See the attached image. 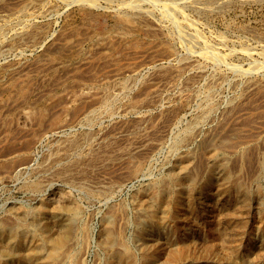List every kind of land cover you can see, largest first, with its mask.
<instances>
[{"label":"rangeland","instance_id":"374dc122","mask_svg":"<svg viewBox=\"0 0 264 264\" xmlns=\"http://www.w3.org/2000/svg\"><path fill=\"white\" fill-rule=\"evenodd\" d=\"M164 1L0 0V226L18 218L38 224L40 201L56 206L69 196L80 209L69 224L88 232L69 244L75 264L109 263L107 226L129 245L132 264H264V0H171L167 15ZM67 45L75 59L64 63ZM107 94L106 109L89 113ZM208 142L224 153L227 179L245 184L246 199L221 189L220 170L207 181ZM185 152L196 188L168 202L171 217L152 226L145 205L170 188L168 174ZM158 239L168 249L184 247L182 261L154 252Z\"/></svg>","mask_w":264,"mask_h":264},{"label":"bare ground","instance_id":"6f19581e","mask_svg":"<svg viewBox=\"0 0 264 264\" xmlns=\"http://www.w3.org/2000/svg\"><path fill=\"white\" fill-rule=\"evenodd\" d=\"M72 1V0H71ZM84 1H87V0H84ZM89 1V0H88ZM167 1H171V0H165L164 1V3L161 5V9H162V12H164V13H166V15L167 14H169L168 13V3H167ZM74 2H76V1H74ZM70 3V2H69ZM87 3V2H86ZM131 3V2H130ZM129 2H127V4H130ZM29 4V3H28ZM32 4V3H31ZM30 4V5H31ZM34 4V3H33ZM36 4V3H35ZM88 4V3H87ZM91 4V3H90ZM95 4V3H94ZM94 4H92V5H94ZM126 4V3H125ZM125 4L123 5V6H125ZM126 4V5H127ZM89 5V4H88ZM91 5V6H92ZM90 6V5H89ZM41 7H42V5H41ZM94 7H96V6H93V8ZM128 7V6H127ZM132 7V6H131ZM43 9V8H42ZM45 9V8H44ZM50 9V8H49ZM53 9V8H52ZM51 9V10H52ZM148 9V8H147ZM25 10V9H24ZM26 10H27V8H26ZM117 10V9H116ZM144 10H146V9H144ZM20 11V10H19ZM19 11H17L18 12V14H19ZM21 12H23V11H21ZM20 12V13H21ZM28 12V11H27ZM91 12V11H90ZM89 12V13H90ZM139 12H141L140 10H139ZM42 14V13H41ZM91 14V13H90ZM93 14V13H92ZM20 15V14H19ZM21 17V16H20ZM25 17H26V15H25ZM30 17V16H29ZM27 18V17H26ZM130 18V17H129ZM28 19V18H27ZM121 19H124V18H121ZM131 19V18H130ZM23 21V20H22ZM173 21H175V20H173ZM27 22V21H26ZM28 22H29V20H28ZM8 23H9V21H8ZM176 23V22H175ZM177 24V23H176ZM26 25V24H25ZM113 25V24H112ZM117 25V24H116ZM122 25V24H121ZM178 25V24H177ZM125 26V25H124ZM111 27V26H110ZM119 27V26H118ZM135 27V26H134ZM21 28V27H20ZM33 28V27H32ZM116 28V27H115ZM4 29V28H3ZM2 29V30H3ZM7 29V28H6ZM21 29H23V28H21ZM125 29V28H124ZM131 29V28H130ZM16 30H19L20 31V29H16ZM30 30V29H29ZM32 30V29H31ZM36 30V29H35ZM132 30V29H131ZM22 31V30H21ZM28 31V30H27ZM26 31V32H27ZM47 31V30H46ZM77 31V30H76ZM120 31V30H119ZM1 32V31H0ZM11 32V31H10ZM18 32V31H17ZM25 32V33H26ZM75 32V31H74ZM73 32V33H74ZM109 32V31H108ZM19 33V32H18ZM38 33H40V32H38ZM37 33V34H38ZM76 33V32H75ZM16 34V33H15ZM20 34V33H19ZM24 34V33H23ZM3 36V35H2ZM43 38V37H42ZM85 38V37H84ZM8 39V38H7ZM110 39V38H109ZM1 40V39H0ZM4 40H5V37H4ZM40 40V39H39ZM96 40H98V39H96ZM106 40V39H105ZM38 41V40H37ZM72 41H74V40H72ZM76 41V40H75ZM5 42V41H4ZM8 43V42H7ZM72 43V42H71ZM57 45V44H56ZM55 45V46H56ZM88 45V44H87ZM64 46V45H63ZM68 46V50L64 53V55H63V57H62V59L64 58V63H65V61H71V60H73V59H75V52H76V48H73V46H70L69 47V45H67ZM61 47V46H60ZM187 47V46H186ZM191 47V46H190ZM56 48H57V50H60V49H62V48H60L59 49V47H55L54 49L56 50ZM81 49V48H80ZM88 49V48H87ZM188 49H189V46H188ZM187 49H185V51H186ZM201 50V49H200ZM175 51H177V50H175ZM188 51H191V50H188ZM204 52V51H203ZM207 52V54H209L208 53V51H206ZM56 53V52H55ZM87 53V52H86ZM197 53V52H196ZM211 53V52H210ZM85 54V53H84ZM192 54V53H191ZM190 54V55H191ZM212 54V53H211ZM51 55V54H50ZM79 55V54H78ZM174 55V54H173ZM177 55V54H176ZM201 55L203 56L204 54L203 53H201ZM45 56V55H44ZM77 56V55H76ZM169 56V55H168ZM213 56V55H212ZM165 57H167V55L165 56ZM39 58H41L42 59V57H39ZM38 58V59H39ZM185 58V57H184ZM49 59V58H48ZM185 60V59H184ZM79 61V60H78ZM177 61V60H176ZM172 62V61H171ZM60 63V62H59ZM74 63V62H73ZM72 63V64H73ZM192 63V62H191ZM185 64V63H184ZM57 65V64H56ZM55 66V65H54ZM72 66V65H71ZM165 66V65H164ZM170 67V66H169ZM153 68V67H152ZM185 68V67H184ZM188 68V67H187ZM186 68V69H187ZM250 68H246L245 70H241V72L242 71H247V70H249ZM255 69H257V68H255ZM45 70V69H44ZM60 70V69H59ZM161 70V69H160ZM185 70V69H184ZM1 71H3V70H1ZM43 71V70H42ZM151 71V70H150ZM152 71H154V70H152ZM157 72H158V70H156ZM171 71V70H170ZM173 71V70H172ZM181 71V70H180ZM258 71V70H257ZM174 72H175V70H174ZM250 72V71H249ZM8 73V72H7ZM6 73V74H7ZM50 73V72H49ZM169 73V72H168ZM167 73V74H168ZM247 73H248V71H247ZM122 74V73H121ZM166 74V75H167ZM0 75H1V73H0ZM48 75V74H47ZM115 75V74H114ZM118 75V74H117ZM220 75V74H219ZM222 75V74H221ZM5 76V75H4ZM8 76V75H7ZM113 76V75H112ZM134 76V75H133ZM184 76V75H183ZM11 77V76H10ZM135 77V76H134ZM140 77V76H139ZM188 77V76H187ZM186 77V78H187ZM220 77V76H219ZM32 78V77H31ZM138 78V77H137ZM167 78V77H166ZM134 79V78H133ZM181 79V78H180ZM130 80V79H129ZM63 81V80H62ZM97 81V80H96ZM184 81V80H183ZM253 81V80H252ZM61 82V81H60ZM59 82V83H60ZM117 82H119V81H117ZM129 82V81H128ZM6 83V82H5ZM116 83V82H115ZM127 83V82H126ZM1 84H3V83H1ZM10 84V83H9ZM58 84V83H57ZM113 84V83H112ZM206 84V83H205ZM115 85V84H114ZM5 86V85H4ZM112 86V85H111ZM121 87L122 86H124L123 84H121L120 85ZM129 86V85H128ZM93 87V86H92ZM59 88V87H58ZM62 88V87H61ZM132 88V87H131ZM1 89V88H0ZM21 89V88H20ZM119 89V88H118ZM117 90V89H116ZM116 90H114V91H116ZM4 91V90H3ZM54 91V90H53ZM103 91V90H102ZM113 91V92H114ZM98 92H100L99 90H98ZM189 92V91H188ZM187 92V93H188ZM1 93V92H0ZM4 93V92H3ZM2 93V94H3ZM19 93V92H18ZM28 94V93H27ZM27 94L26 95H24V96H27ZM75 94V93H74ZM118 94H119V92H118ZM200 94V93H199ZM29 95V94H28ZM1 96V95H0ZM59 96V95H58ZM117 96V95H116ZM184 96V95H183ZM19 97H20V95H19ZM28 97V96H27ZM200 97V96H199ZM117 98V97H116ZM115 98V99H116ZM184 98V97H183ZM20 99V98H19ZM52 99V98H51ZM75 99V97L72 99V100H74ZM95 99V98H94ZM111 98H110V95L109 94H107L105 97H103L102 99H100V101H99V104L97 105V106H95L89 113H94L95 111H99V110H102L103 108H105L106 107V105L108 104V102H109V100H110ZM123 99H125V98H123ZM185 99H186V96H185ZM184 99V100H185ZM3 100V99H2ZM7 100V99H6ZM33 100V99H32ZM71 100V98H70V100H69V102L70 101H72ZM114 100V99H113ZM131 100V99H130ZM144 100V99H143ZM34 101V100H33ZM46 101V100H45ZM61 101V100H60ZM119 101V100H118ZM122 101V100H121ZM25 102V101H24ZM30 102H31V100H30ZM37 102V101H36ZM59 102V101H58ZM75 102V101H74ZM147 102V101H146ZM48 103V102H47ZM91 103V102H90ZM96 103V102H95ZM95 103H94V105H95ZM132 103V102H131ZM130 103V105H132ZM1 104V103H0ZM43 104H44V101H43ZM65 104H67V103H65ZM119 104V103H118ZM29 105V104H28ZM62 105V104H61ZM69 105V104H68ZM139 105V104H138ZM27 106V105H26ZM36 106V105H35ZM66 106V105H65ZM89 106V105H88ZM92 106V105H91ZM109 106V105H108ZM124 106V105H123ZM122 106V107H123ZM129 106V105H128ZM181 106V105H180ZM37 107H38V105H37ZM40 107V106H39ZM93 107V106H92ZM125 107H127V106H125ZM162 107V106H161ZM167 107V106H166ZM179 107V106H178ZM200 107V106H199ZM27 108V107H26ZM30 108V107H29ZM33 108V107H32ZM41 108V107H40ZM88 108V107H87ZM112 108V107H111ZM156 108V107H155ZM212 108H213V106H212ZM215 108V107H214ZM28 109V108H27ZM44 109V108H43ZM60 109H64V108H60ZM74 109V108H73ZM106 109V108H105ZM122 109V108H121ZM132 109V108H131ZM163 109V108H162ZM23 110V109H22ZM80 110V109H79ZM85 110V109H84ZM88 110V109H87ZM115 110V109H114ZM120 110V109H119ZM124 110V109H123ZM123 110H121V112L123 111ZM133 110H135V109H133ZM148 110V109H147ZM171 110V109H170ZM215 110V109H214ZM213 110V111H214ZM33 111H35V110H33ZM46 111V110H45ZM61 111V110H60ZM63 111V110H62ZM65 111V110H64ZM74 111V110H73ZM76 111H78V108L76 109ZM105 111V110H104ZM108 111H109V109H108ZM118 111V110H117ZM129 111V110H128ZM154 111V110H153ZM198 111V110H197ZM203 111V110H202ZM212 111V110H211ZM212 111V112H213ZM37 112H39V111H37ZM36 112V113H37ZM47 112V111H46ZM75 112V111H74ZM150 112V111H149ZM174 112V111H173ZM63 113V112H62ZM66 113V112H65ZM64 113V114H65ZM69 113H71V112H69ZM76 113V112H75ZM75 113H74V115H75ZM100 113V112H99ZM104 113V112H103ZM118 113H120V112H118ZM127 113V112H126ZM30 114V113H29ZM35 114V113H34ZM33 114V115H34ZM39 114V113H38ZM38 114H37V116H38ZM67 114V113H66ZM80 114H82V112L80 113ZM79 114V115H80ZM165 114H167V113H165ZM201 114V113H200ZM199 114V115H200ZM54 115V114H53ZM52 115V116H53ZM120 115H121V113H120ZM136 115V114H135ZM195 115V114H194ZM198 115V116H199ZM203 115V114H202ZM31 115H29V117H30ZM52 116H50V117H52ZM83 116V115H82ZM96 116V115H95ZM101 116H102V114H101ZM105 116V115H104ZM140 116V115H139ZM145 116H147V115H145ZM156 116H158V115H156ZM162 116V115H161ZM160 116V117H161ZM198 116H196V117H198ZM207 116V115H206ZM205 116V117H206ZM33 117V116H32ZM31 117V118H32ZM58 117V116H57ZM112 117V116H111ZM113 117H114V115H113ZM124 117V116H123ZM122 117V118H123ZM194 117V116H193ZM200 117V116H199ZM72 118V117H71ZM70 118V119H71ZM85 118H88V117H85ZM99 118V117H98ZM136 118V117H135ZM143 118V117H142ZM146 118V117H145ZM175 118V117H174ZM247 118V117H246ZM49 119V118H48ZM64 119H65V117H64ZM79 119V118H78ZM107 119V118H106ZM109 119V118H108ZM157 119V118H156ZM193 119V118H192ZM50 120V119H49ZM68 120V119H67ZM67 120H65V121H67ZM76 120V119H75ZM85 120V119H84ZM83 120V121H84ZM90 120H92V119H90ZM164 120V119H163ZM177 120V119H176ZM35 121H36V116H35ZM79 121V120H78ZM144 121V120H143ZM179 121V120H178ZM194 121L196 122V120L194 119ZM37 122V121H36ZM75 122V121H74ZM80 122V121H79ZM159 122V121H158ZM194 122V123H195ZM66 124H67V122H65ZM94 123H95V121H94ZM139 123V122H138ZM154 123V122H153ZM201 123V122H200ZM60 124V123H59ZM62 124H64V123H62ZM73 124H75V123H73ZM84 124V123H83ZM82 124V125H83ZM189 124V123H188ZM65 125V124H64ZM68 125V124H67ZM98 125H99V123H98ZM198 125H200V124H198ZM234 125V124H233ZM59 126V125H58ZM61 126V125H60ZM88 126V125H87ZM194 126V125H193ZM196 126V125H195ZM194 126V127H195ZM62 127V126H61ZM65 127V126H64ZM70 127V126H69ZM69 127H68V129H69ZM233 127V126H232ZM230 127V129L232 130L233 128H234V132H235V134H237V133H239V132H237V131H235V127ZM57 128V127H56ZM72 128V127H71ZM98 128V127H97ZM185 128H187V127H185ZM190 128V127H189ZM199 128V127H198ZM212 128V127H211ZM219 128V127H218ZM221 128V127H220ZM238 128V127H237ZM62 129V128H61ZM197 129V128H196ZM228 129V128H227ZM57 130V129H56ZM59 130V129H58ZM87 130V129H86ZM95 130V129H94ZM101 130V129H100ZM180 130V129H179ZM186 130V129H185ZM184 130V131H185ZM200 130V129H199ZM226 130V129H225ZM64 131V130H63ZM183 131V132H184ZM69 132V131H68ZM201 132V131H200ZM215 133L216 132H218V131H214ZM224 132V131H223ZM226 132H228V133H226V134H228L229 136H232L231 134L233 133H230L229 131H226ZM237 132V133H236ZM62 133V132H61ZM89 134L91 133L90 131L88 132ZM96 133V132H95ZM195 133V132H194ZM214 133V134H215ZM36 134H39V133H36ZM69 134V133H68ZM93 134V133H92ZM223 134V133H222ZM220 135V136H223V135ZM226 134H225V136H226ZM234 133H233V137H234V135H235ZM239 134H241V133H239ZM239 134H237V135H239ZM40 135V134H39ZM62 135V134H61ZM186 135V134H185ZM189 135V134H188ZM228 135H227V139L229 138L228 137ZM236 135V136H237ZM250 135V134H249ZM75 136V135H74ZM91 136V135H90ZM184 136V135H183ZM190 136H191V134H190ZM209 136H210V134H209ZM212 136H214V135H212ZM247 136V135H246ZM39 137V136H38ZM38 137H36V138H38ZM66 137V136H65ZM73 137V136H72ZM84 137H86V136H84ZM186 137H189V136H187L186 135ZM197 137V136H196ZM196 137H194V139L196 138ZM224 137V136H223ZM223 137H220L221 138V140L223 141ZM233 137H231V138H233ZM238 137H240V136H238ZM244 137V136H243ZM71 138V137H70ZM81 138V137H80ZM92 138V137H91ZM176 138V137H175ZM180 138V137H179ZM204 138V137H203ZM206 138H208V137H206ZM219 138V137H218ZM61 139V138H60ZM64 139V138H63ZM84 139H86V138H84ZM97 139H98V137H97ZM184 139V138H183ZM186 139V138H185ZM197 139V138H196ZM214 139V138H213ZM62 140V139H61ZM218 140V139H217ZM221 140H219V142L221 141ZM25 141V140H24ZM31 141H33V140H31ZM30 141V142H31ZM36 141V140H35ZM87 141V140H86ZM93 141V140H92ZM107 141H109V140H107ZM191 141V140H190ZM216 141V140H215ZM221 141V142H222ZM29 142V143H30ZM67 142V141H66ZM96 142V141H95ZM94 142V143H95ZM106 142V141H105ZM187 142V141H186ZM185 142V143H186ZM227 141H226V139H225V142L224 143H226ZM238 142L239 141H237V143L236 144H238ZM41 143V142H40ZM72 143V142H71ZM103 143V142H102ZM152 143V142H151ZM188 143V142H187ZM229 143V142H228ZM240 143V142H239ZM26 144V143H25ZM61 144V143H60ZM74 144V143H73ZM81 144V143H80ZM89 144V143H88ZM93 144V143H92ZM192 144V143H191ZM208 146H206V149L204 150L205 151V154H206V158H207V160H208V163H207V168H206V174H207V177H206V179H207V181L208 182H210L211 184L214 182V180H213V174L215 173V171H217V170H220L221 171V174H222V177L226 180L225 182H227L225 185H222V187H221V189L224 191V192H229V191H231V190H234V191H236V193H235V197L236 198H238V199H246L247 197H246V192H247V189L244 187V185L239 181V180H231V179H227V176H226V171H225V155H224V153L220 150V149H218V146H216V145H211V143H209L208 142ZM232 144V143H231ZM34 145V144H33ZM64 145V144H63ZM102 145V144H101ZM185 145V144H184ZM211 145V146H210ZM233 145V144H232ZM234 145H235V143H234ZM234 145H233V147H234ZM62 146V145H61ZM79 146V145H78ZM90 146V145H89ZM155 146H157V145H155ZM155 146H150V147H155ZM179 146V145H178ZM183 146V145H182ZM181 146V147H182ZM220 146V145H219ZM25 147V146H24ZM56 147V146H55ZM71 147V146H70ZM92 147H93V145H92ZM119 147V146H118ZM186 147V146H185ZM194 147V146H193ZM205 147V146H204ZM221 147H225V144L223 145L222 144V146ZM232 147V146H231ZM236 147V146H235ZM10 148V147H9ZM13 147H11V149H12ZM51 148V147H50ZM50 148H49V150H50ZM58 148V147H57ZM57 148H56V150H57ZM65 148V147H64ZM67 148V147H66ZM78 148V147H77ZM85 148V147H84ZM90 148V147H89ZM179 148V147H178ZM177 148V149H178ZM188 148V147H187ZM238 148V147H237ZM251 148H252V146H251ZM21 149H25V148H21ZM26 149H27V147H26ZM29 149V148H28ZM71 149H73V148H71ZM70 149V150H71ZM94 149V148H93ZM100 149V148H99ZM104 149H106V148H104ZM107 149H108V147H107ZM107 149H106V151H107ZM129 149V148H128ZM198 149V148H197ZM204 149V148H203ZM20 150V149H19ZM52 150V149H51ZM82 150V149H81ZM84 150V149H83ZM101 150H103V149H101ZM100 150V152H102ZM182 150V149H181ZM194 150H196V149H194ZM227 150V149H226ZM55 151V150H54ZM60 151V150H59ZM72 151V150H71ZM80 151V150H79ZM114 151V150H113ZM112 151V152H113ZM171 151V150H170ZM84 152H86V149H85V151ZM97 152V151H96ZM105 152V151H104ZM110 152H111V150H110ZM177 152V151H176ZM192 154H193V150H191L190 151ZM190 152H185L177 161H176V164H175V168H174V170L173 171H171L169 174H168V178H167V184L169 185V187L170 188H167V189H164V187H163V191L161 192V193H158L156 196H155V200H156V202L154 203L153 202V200H152V203L151 202H149V204L147 205H145L148 209H147V217H148V221L152 224V226H155V225H157V224H159V222H165V221H167L170 217H171V212H173L172 210H171V207L169 206V204H171V203H175V201L174 200H176V199H178V198H188L189 196H190V194L192 193V191L196 188V183H195V181H194V178H193V176L191 175V173L189 172V169H188V165H189V162H190V159H191V154H190ZM228 152V151H227ZM229 152H231L230 150H229ZM9 154V152H6V154ZM55 153V152H54ZM53 153V154H54ZM61 153V152H60ZM195 153V152H194ZM34 154V153H33ZM53 154H52V156H53ZM83 154H85V153H83ZM116 154V153H115ZM124 154H126V153H124ZM130 154V153H129ZM136 155L138 154V153H135ZM12 155H13V153H12ZM77 155V154H76ZM98 155H101V154H98ZM105 155V154H104ZM108 155H109V153H108ZM111 155H113V154H111ZM118 155V154H117ZM116 155V156H117ZM196 155V154H195ZM56 156V153L54 154V157ZM60 156V155H59ZM105 156H107V155H105ZM115 156V155H114ZM121 156H123V154L121 155ZM127 156V155H126ZM132 156V155H131ZM241 156V155H240ZM239 156V157H240ZM8 157H9V155H8ZM85 157V156H84ZM98 157V156H97ZM238 157V158H239ZM245 157V156H244ZM252 157V156H251ZM57 158H58V156H57ZM74 158V157H73ZM87 158V157H86ZM85 158V159H86ZM118 158V157H117ZM134 158V157H133ZM241 158V157H240ZM30 159V158H29ZM36 159V158H35ZM64 159V158H63ZM105 159V158H104ZM262 159H263V156H262ZM22 161H23V159H21ZM50 160H51V158H50ZM95 160V159H94ZM97 160V159H96ZM149 160V159H148ZM172 160V159H171ZM239 160V159H238ZM244 160H247V159H244ZM18 161V160H17ZM16 161V162H17ZM21 161V162H22ZM37 161V160H36ZM62 161V160H61ZM82 161H83V159H82ZM100 161H102V160H100ZM136 161V160H135ZM194 161H195V159H194ZM256 161V160H255ZM15 162V163H16ZM24 163V167H27V166H30V165H28V162H25V161H23ZM52 162V161H51ZM60 162V161H59ZM140 162V161H139ZM8 163V162H7ZM6 163V164H7ZM41 163V162H40ZM80 163H81V161H80ZM94 163V162H93ZM194 163V162H193ZM203 163H204V161H203ZM5 164V165H6ZM20 164V163H19ZM18 164V166H20V165H22V164H20L19 165ZM38 164V163H37ZM72 164V163H71ZM79 164V163H78ZM77 164V165H78ZM134 164V163H133ZM238 164V163H237ZM42 165V164H41ZM46 165V164H45ZM80 165V164H79ZM78 165V166H79ZM191 165V164H190ZM201 165V164H200ZM9 166V165H8ZM69 166H71V165H69ZM91 166V165H90ZM138 166V165H137ZM231 166V165H230ZM258 166H260V165H258ZM7 166H4V169L6 168ZM14 167V166H13ZM32 167H33V165H32ZM35 167V166H34ZM39 167V166H38ZM50 167V166H49ZM55 166L53 165V168H54ZM65 167V166H64ZM83 167V166H82ZM147 167V166H146ZM193 167H194V165H193ZM240 167V166H239ZM253 167V166H252ZM21 168V167H20ZM58 168V167H57ZM196 168V167H195ZM14 169H17V167H16V165H15V167H14ZM50 169V168H49ZM69 169V168H68ZM73 169V168H72ZM71 169V170H72ZM130 169V168H129ZM148 169V168H147ZM146 169V170H147ZM5 170H7V169H5ZM4 170V171H5ZM12 171H13V169H11ZM55 170V169H54ZM60 170V169H59ZM67 170V169H66ZM70 170V169H69ZM80 170V169H79ZM82 170V169H81ZM94 170V169H93ZM139 170V168L138 167H135L134 169H133V172H137ZM234 170V169H233ZM241 170V169H240ZM10 171V170H9ZM47 171V170H46ZM53 171V170H52ZM52 171H50V173L52 172ZM56 171H58V169L56 170ZM88 171V170H87ZM168 171H170V169L168 170ZM192 171V170H191ZM236 171V170H235ZM15 172V171H14ZM36 172V171H35ZM62 172V171H61ZM125 172V171H124ZM139 172V171H138ZM234 172V171H233ZM248 172H250V171H248ZM5 173V172H4ZM9 173V172H8ZM17 173V172H16ZM46 173V172H45ZM50 173H48V174H50ZM55 173V172H54ZM58 173V172H57ZM3 175V174H2ZM37 175V174H36ZM62 175V174H61ZM78 175V174H77ZM76 175V176H77ZM81 175V174H80ZM83 175V174H82ZM93 175V174H92ZM137 175V174H136ZM135 175V176H136ZM6 176V175H5ZM13 176V175H12ZM30 176V175H29ZM85 176V175H84ZM233 176V175H232ZM81 177V176H80ZM83 177V176H82ZM123 177V176H122ZM133 177V176H132ZM138 178V177H137ZM9 179V178H8ZM16 179V178H15ZM78 179V178H77ZM10 180V179H9ZM81 180V179H80ZM2 181V180H1ZM6 181V180H5ZM23 181V180H22ZM26 181V180H25ZM69 181H71V180H69ZM123 181H125V180H123ZM122 181V182H123ZM164 181V180H163ZM198 181V180H197ZM243 181V180H242ZM114 182V181H113ZM112 182V183H113ZM158 182V181H157ZM264 182V181H263ZM30 183V182H29ZM29 183H28V185H29ZM84 182H82V184H83ZM155 183V182H154ZM114 184V183H113ZM115 184H117V182L115 183ZM204 184H205V182H204ZM248 184V183H247ZM260 184H262V183H260ZM27 185V184H26ZM161 184H159V186H160ZM30 186L32 187V189L33 188H37L38 187V183L37 182H32L31 184H30ZM80 186V185H79ZM217 186V185H216ZM88 187V186H87ZM115 187V186H114ZM203 187H206V184L205 185H203ZM41 188V187H40ZM91 188V187H90ZM153 188H155V187H153ZM160 188H161V186H160ZM82 189V188H81ZM249 189V188H248ZM102 190V189H101ZM112 190V189H111ZM36 191H38V190H36ZM86 191V190H85ZM84 191V192H85ZM97 191V190H96ZM106 191V190H105ZM154 191V190H153ZM90 192H92V191H89V192H86V193H90ZM109 192H110V189H109ZM30 193H31V191H30ZM64 193V192H63ZM81 193H83V192H81ZM97 193H98V191H97ZM91 194V193H90ZM90 194H89V196H90ZM59 195H61V194H59ZM64 195H66V194H64ZM87 195V194H86ZM196 195V194H195ZM260 195V194H259ZM68 198H67V200L63 203V204H61V205H56V206H52V205H50V204H48V203H46V202H43V201H40L39 202V204H38V206H36V208H35V213L37 214V215H39V216H41V219L39 220V223L38 224H35V223H27L26 221H22V220H20L19 221V218H18V220L17 221H15L16 223L13 225V226H11V227H8V228H5L4 226H0V264H50V261H54V262H56L57 260L59 261V259L61 258V257H67V258H69V264H75V254L73 255H71L70 254V252H67V250H68V247H70L69 246V244L71 243V241H72V239H75L76 237H78V236H80V237H87L88 236V232H87V228H85L84 226H80V227H74V225H72V223H70L69 224V222H68V220H70V218H72V217H74V216H76L79 212H80V209H79V207L75 204V202L72 200V198L70 197L69 198V196H67ZM98 197V196H97ZM102 197H103V195H102ZM246 197V198H245ZM257 197V196H256ZM63 198H64V196H63ZM66 198V197H65ZM257 198H259V197H257ZM62 199V198H61ZM240 200V201H241ZM248 200V199H247ZM55 201V200H54ZM59 202V201H58ZM168 202H170L169 204H168ZM238 203V202H237ZM242 203V202H241ZM53 204V203H52ZM113 204V203H112ZM235 205H237V204H235ZM81 206V205H80ZM240 206V205H239ZM242 206H244V205H242ZM242 206L240 207V208H242ZM111 207V206H110ZM244 208V207H243ZM242 208V209H243ZM9 209V208H8ZM15 209V208H14ZM30 209V208H29ZM112 209V208H111ZM108 210H110V209H108ZM123 210V209H122ZM139 210V209H138ZM230 210V209H229ZM228 210V211H229ZM261 210V209H260ZM12 211V210H11ZM226 211V210H225ZM14 212V211H13ZM32 212V211H31ZM19 214L17 215V216H21L24 212H23V210L22 211H19L18 212ZM62 214V215H64L65 217H66V219H65V222H62V220L64 219L63 218V216H61V215H59V214ZM111 213H113V212H111ZM110 213V215H112ZM139 213V212H138ZM141 213V212H140ZM11 214H12V212H11ZM16 214V213H15ZM109 214V213H108ZM120 214V213H119ZM133 214H135V213H133ZM206 214H208V213H206ZM211 214V213H210ZM234 214V213H233ZM243 214V213H242ZM25 215V214H24ZM28 215V214H27ZM31 215V214H30ZM57 215H58V217H57ZM141 215V214H140ZM143 215V214H142ZM187 215V214H186ZM238 214H236V216H237ZM23 216V215H22ZM108 216V215H107ZM116 216H117V214H116ZM115 216V217H116ZM210 216V215H209ZM7 217H8V215H7ZM136 217H137V215H136ZM173 217V216H172ZM204 217H206V216H204ZM218 217V216H217ZM24 218V217H23ZM117 218H119V217H117ZM174 218V217H173ZM179 218V217H178ZM2 219V218H1ZM20 219H22V218H20ZM31 219V218H30ZM138 219V218H137ZM136 219V220H137ZM192 219V218H191ZM227 220V219H226ZM132 221V220H131ZM1 222V221H0ZM6 222V221H5ZM109 222V221H108ZM116 222V221H115ZM141 222V221H140ZM230 222V221H229ZM37 223V222H36ZM80 223V222H79ZM107 223V222H106ZM113 223V222H112ZM86 224H87V221H86ZM105 224V223H104ZM199 224V223H198ZM243 224H244V222H243ZM201 225V224H200ZM76 226V225H75ZM115 226H116V224H115ZM118 226V225H117ZM116 226V229L118 228ZM119 226H121V225H119ZM128 226V225H127ZM202 226V225H201ZM113 230V229H112ZM111 230V228H110V226H107L106 227V231H105V236H104V242L106 243V245H107V249H108V251H109V256H110V259H109V263L108 264H132L133 263V256H132V253H131V249H130V247H129V245L124 241V240H122L121 238V240H118V238H117V236H116V234H117V232H116V234L113 232ZM142 230V229H141ZM238 231V230H237ZM218 232V231H217ZM216 233V232H215ZM91 234V233H90ZM123 235H124V233H123ZM238 236V235H237ZM239 237V236H238ZM84 239V238H83ZM215 239V238H214ZM218 239V238H217ZM79 240V239H78ZM90 240V239H89ZM86 241V240H85ZM217 241V240H216ZM84 242V241H83ZM197 242V241H196ZM85 243V242H84ZM94 243V242H93ZM189 243V242H188ZM188 243H187V245H188ZM72 244H73V242H72ZM78 244V243H77ZM153 244V243H152ZM165 244H167V243H165ZM219 244V243H218ZM71 245V244H70ZM82 245V244H81ZM116 245H118V248H116ZM174 245H176V244H174ZM180 245H182V244H180ZM72 246V245H71ZM165 245H163L162 246V243L159 241V239H158V241H156L155 242V246H154V252H161L162 251V253L164 254V255H166L169 259H171L172 261H177V262H179L186 254H185V252H187V251H185V248L183 247V248H181V249H178V248H171V249H168V247H164ZM206 246V245H205ZM207 246H209V245H207ZM204 247V246H203ZM7 248H10V250L11 251H9L8 252V254H7V256L8 257H6L5 259H3L2 258V256H4L5 254H6V251H7ZM85 248V247H84ZM83 248V249H84ZM192 248V247H191ZM194 248V247H193ZM196 248V247H195ZM204 248H206V247H204ZM210 248H211V245H210ZM209 248V249H210ZM221 248V247H220ZM95 249H96V247H95ZM190 249V248H189ZM208 248H206V250H207ZM223 249V248H222ZM85 250V249H84ZM194 250V249H193ZM204 250V249H203ZM202 250V251H203ZM205 250V251H206ZM72 251V250H71ZM81 252H84V251H81ZM192 252V251H191ZM194 252H195V250H194ZM200 252V251H199ZM211 252V251H210ZM210 252H208V253H210ZM97 253V252H96ZM212 253V252H211ZM227 253H229V252H227ZM84 254V253H83ZM230 254V253H229ZM262 254V253H261ZM188 255V254H187ZM206 255V254H205ZM208 255V254H207ZM212 255V254H211ZM215 255V254H214ZM6 256V255H5ZM81 256V255H80ZM82 257V256H81ZM215 257H219V256H217V253H216V256ZM231 257V256H230ZM229 257V258H230ZM254 257V256H253ZM258 257V256H257ZM80 258V257H79ZM99 258V257H98ZM156 258V257H155ZM187 258V257H186ZM185 258V259H186ZM222 258V257H221ZM249 258V257H248ZM259 258V257H258ZM218 259V258H217ZM223 259V258H222ZM66 260H68V259H66ZM161 260V259H160ZM168 260V259H167ZM167 260H165V262H162V263H167L168 261ZM182 261V260H181ZM185 261V260H184ZM258 261V260H257ZM66 262V261H65ZM157 262V261H156ZM57 263V262H56ZM62 263H64V261H62ZM100 263V262H99ZM66 264V263H65ZM80 264V263H79ZM161 264V263H160ZM243 264H249L248 262H244Z\"/></svg>","mask_w":264,"mask_h":264}]
</instances>
